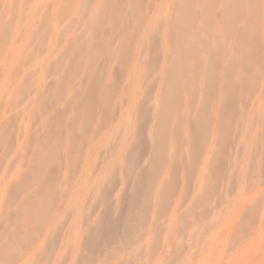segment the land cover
Returning <instances> with one entry per match:
<instances>
[{
	"label": "rangeland",
	"instance_id": "374dc122",
	"mask_svg": "<svg viewBox=\"0 0 264 264\" xmlns=\"http://www.w3.org/2000/svg\"><path fill=\"white\" fill-rule=\"evenodd\" d=\"M0 264H264V0H0Z\"/></svg>",
	"mask_w": 264,
	"mask_h": 264
}]
</instances>
